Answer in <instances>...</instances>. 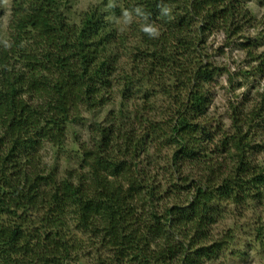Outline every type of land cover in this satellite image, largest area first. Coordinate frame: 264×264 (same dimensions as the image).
Returning a JSON list of instances; mask_svg holds the SVG:
<instances>
[{"label":"trees","instance_id":"obj_1","mask_svg":"<svg viewBox=\"0 0 264 264\" xmlns=\"http://www.w3.org/2000/svg\"><path fill=\"white\" fill-rule=\"evenodd\" d=\"M103 1L77 14L68 0H12L0 264L217 263L235 238L215 225L264 207L262 21L246 0ZM70 132L77 166L61 176L43 152L67 150Z\"/></svg>","mask_w":264,"mask_h":264},{"label":"rangeland","instance_id":"obj_2","mask_svg":"<svg viewBox=\"0 0 264 264\" xmlns=\"http://www.w3.org/2000/svg\"><path fill=\"white\" fill-rule=\"evenodd\" d=\"M69 8L73 12L80 14L82 12L87 11L93 6H97L98 4H102L103 0H68ZM113 0L105 1V4H110ZM248 3V7L255 11V13L259 16V20L262 21L261 26L259 27V33L263 32L264 34V0H246ZM11 7L12 0H0V42H7L9 35V24L11 17ZM70 18V17H69ZM71 20L74 18H70ZM256 36V35H254ZM222 36H215L212 38L209 43L213 44V48L218 49L222 42ZM264 51V44L263 49ZM263 51H260L262 53ZM233 61L238 64L241 63L242 56L241 54H233ZM232 62V61H231ZM233 64V63H232ZM232 67H234L232 65ZM226 77H222L220 79V84L217 91V99L215 103L216 110L218 109L219 114L222 117H219L225 123L228 121L226 117V104L229 99H233L230 94L229 88L225 83ZM240 82V81H238ZM235 84V83H234ZM255 92L258 89V85L255 82ZM264 85V80L261 82V87ZM247 92L246 89H241L234 93L235 96L240 94H244ZM81 128L77 130L82 136V139L85 140L86 136L84 133H81ZM69 142L66 143L67 150L60 151L56 154V151L47 149L43 152L44 161L49 166H55L58 168L60 175H65V172L73 167L77 166L76 154L74 152L75 148L72 144L73 135L69 133ZM166 163L162 162V166ZM167 175L163 170L159 175L164 179L163 175ZM244 213V212H243ZM242 213V214H243ZM259 216L256 218L255 214L246 213V218L237 220L233 217L228 219H224L223 221H219L217 225L214 227V236L220 238L223 235L228 234V232L234 233V241L230 244L229 248L226 250L225 256L222 259L214 264H264V248L261 247L259 243H256L257 234L255 231L259 228L260 225H264V207L260 211H258ZM231 214V213H230ZM261 227V226H260ZM88 262V263H87ZM90 262L85 260L83 264H89Z\"/></svg>","mask_w":264,"mask_h":264},{"label":"clouds","instance_id":"obj_3","mask_svg":"<svg viewBox=\"0 0 264 264\" xmlns=\"http://www.w3.org/2000/svg\"><path fill=\"white\" fill-rule=\"evenodd\" d=\"M142 31L151 33L153 31V29L150 27H147V28H142Z\"/></svg>","mask_w":264,"mask_h":264}]
</instances>
